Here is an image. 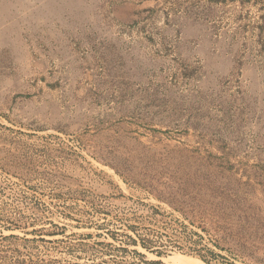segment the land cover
Returning <instances> with one entry per match:
<instances>
[{
    "label": "rangeland",
    "instance_id": "rangeland-1",
    "mask_svg": "<svg viewBox=\"0 0 264 264\" xmlns=\"http://www.w3.org/2000/svg\"><path fill=\"white\" fill-rule=\"evenodd\" d=\"M50 221L264 264V0H0V252Z\"/></svg>",
    "mask_w": 264,
    "mask_h": 264
},
{
    "label": "trees",
    "instance_id": "trees-1",
    "mask_svg": "<svg viewBox=\"0 0 264 264\" xmlns=\"http://www.w3.org/2000/svg\"><path fill=\"white\" fill-rule=\"evenodd\" d=\"M99 200L104 203H113L120 199H130L125 195H97L92 197V202ZM69 216L70 215H66ZM50 224L55 227L54 230L48 231L46 229H35L33 233L37 235V238L25 239L26 241H40L43 243H52L55 245V248L62 247L60 252H63L68 259L51 257L49 259L45 258H23L19 257H9L7 253L0 252V264H108L112 262L113 264H150L158 263L162 264L161 260L149 262L146 260V254L139 251L137 248L129 250V246H140L142 249H145L148 252H151L159 257L166 254L165 249H161L158 245H155V242L149 238L143 237L142 234L138 233V230L134 226L129 228L133 231L135 235L125 234V239H120L118 233L107 229V235L111 238V241H103L99 238L102 236L101 233H67L66 225L60 226L53 221H50ZM103 225H100L101 228ZM44 232V233H43ZM52 237L51 239H46L45 237ZM60 236L59 238H57ZM17 238V235L3 236L0 235V240L5 238ZM116 242H121L116 245ZM220 248L221 245H217ZM60 249V248H59ZM104 251L106 254H109L111 251L117 252V254H110L109 258H104L103 255H99ZM131 252L133 255V261H128L125 257L127 253ZM16 253L19 254V250H16ZM202 259L212 264L211 261L202 257ZM99 260V261H98Z\"/></svg>",
    "mask_w": 264,
    "mask_h": 264
},
{
    "label": "bare ground",
    "instance_id": "bare-ground-1",
    "mask_svg": "<svg viewBox=\"0 0 264 264\" xmlns=\"http://www.w3.org/2000/svg\"><path fill=\"white\" fill-rule=\"evenodd\" d=\"M198 264H203V263H198Z\"/></svg>",
    "mask_w": 264,
    "mask_h": 264
}]
</instances>
